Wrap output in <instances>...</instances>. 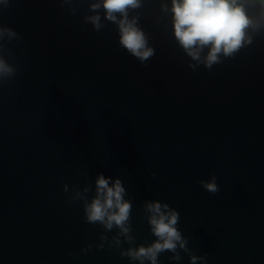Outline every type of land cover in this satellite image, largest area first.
<instances>
[{
	"label": "water",
	"instance_id": "obj_1",
	"mask_svg": "<svg viewBox=\"0 0 264 264\" xmlns=\"http://www.w3.org/2000/svg\"><path fill=\"white\" fill-rule=\"evenodd\" d=\"M91 2L0 3V27L19 34L2 42L17 71L0 79V264H138L120 251L155 239L148 201L178 211L188 239L159 264H264V21L207 68V48L195 61L176 40L171 0H141L129 19L154 50L142 64L103 10L99 31L85 23ZM245 7L261 20L256 0ZM98 174L126 189L132 245L68 202L85 187L90 200ZM212 175L215 194L200 184Z\"/></svg>",
	"mask_w": 264,
	"mask_h": 264
},
{
	"label": "clouds",
	"instance_id": "obj_2",
	"mask_svg": "<svg viewBox=\"0 0 264 264\" xmlns=\"http://www.w3.org/2000/svg\"><path fill=\"white\" fill-rule=\"evenodd\" d=\"M72 3L73 0H64ZM247 0H171L172 26L176 40L192 60L200 61L201 53L208 49L204 57L205 67L211 68L219 62V57H225L236 53L245 42L251 43L247 36L249 28L260 27L264 21V0H256L261 9V20L250 17L246 11ZM7 6L8 0H0ZM141 6V0H93L89 4L91 15L85 16V23H90L95 31L104 27L100 11L103 10V19L115 24L119 32V43L132 56L143 64L154 55V50L147 46V40L143 31L137 27V18L129 19V10ZM163 11H169L167 5H162ZM7 36L9 41L18 38L19 34L11 28L0 27V79L11 78L16 75L17 69L4 58L2 42ZM195 68V65H189ZM155 176V173L152 174ZM201 186L209 193L215 194L220 189L216 182V176L212 175L207 181L201 180ZM67 191V186H64ZM89 187H85L77 197L69 199L71 203L80 199L84 203V216L89 224H99L102 228L111 232L117 229L113 241L116 246L123 243L132 245L134 236L130 225L132 203L125 199L126 189L117 178L98 174L95 179V194L89 200L87 193ZM148 213L146 217L150 231L155 239L147 246L140 244L121 250L120 255L128 257L138 264H159V255L170 252L173 255L170 260L182 259L180 252H189L188 239L184 237L177 225L179 212L172 209L169 204L160 201H148L144 205ZM123 238V239H121ZM106 235H101V240H107ZM91 248V245L88 246ZM101 248L103 245L100 246ZM207 261V257L190 256V264H196L197 260Z\"/></svg>",
	"mask_w": 264,
	"mask_h": 264
}]
</instances>
